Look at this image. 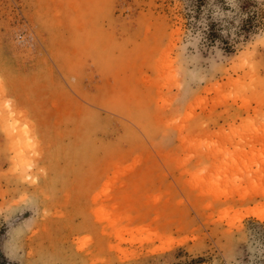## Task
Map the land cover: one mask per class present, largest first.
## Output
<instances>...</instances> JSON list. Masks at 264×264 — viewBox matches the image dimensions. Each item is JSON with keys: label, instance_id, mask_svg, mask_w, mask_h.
I'll use <instances>...</instances> for the list:
<instances>
[{"label": "rangeland", "instance_id": "374dc122", "mask_svg": "<svg viewBox=\"0 0 264 264\" xmlns=\"http://www.w3.org/2000/svg\"><path fill=\"white\" fill-rule=\"evenodd\" d=\"M259 245L264 0H0V264Z\"/></svg>", "mask_w": 264, "mask_h": 264}, {"label": "clouds", "instance_id": "9594fccd", "mask_svg": "<svg viewBox=\"0 0 264 264\" xmlns=\"http://www.w3.org/2000/svg\"><path fill=\"white\" fill-rule=\"evenodd\" d=\"M8 102L10 101H6V103ZM249 252L252 254L250 257V264H255L257 259H264V246L249 247ZM239 256L240 253L235 246L224 253L226 264H241V260L238 258Z\"/></svg>", "mask_w": 264, "mask_h": 264}, {"label": "bare ground", "instance_id": "6f19581e", "mask_svg": "<svg viewBox=\"0 0 264 264\" xmlns=\"http://www.w3.org/2000/svg\"><path fill=\"white\" fill-rule=\"evenodd\" d=\"M260 218V217H259ZM262 220H263V218H262Z\"/></svg>", "mask_w": 264, "mask_h": 264}]
</instances>
